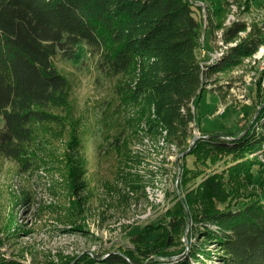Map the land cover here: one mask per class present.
<instances>
[{
  "label": "trees",
  "instance_id": "trees-1",
  "mask_svg": "<svg viewBox=\"0 0 264 264\" xmlns=\"http://www.w3.org/2000/svg\"><path fill=\"white\" fill-rule=\"evenodd\" d=\"M202 1L210 6L211 27H223L224 43L236 41L213 62L196 57L200 24L189 0H0V157L15 162L22 171L30 170L37 163L41 142L49 141L45 137L59 141L67 134L59 175L74 213H87L92 187L84 178L82 144L71 120V85L54 63L57 56L71 59L81 43L96 57L98 70L115 79L117 101L111 111L125 120L105 141L114 151L128 145L127 171L138 179L144 199V187L155 174L148 168L141 173L132 169L139 165L132 144L162 138L166 148L173 145L176 152L184 153L192 138L193 104L204 81L227 94L237 79L229 77L216 85L217 76L228 74L264 45V25L251 24L240 37L246 31L244 22L223 26L226 0ZM249 1L239 4L247 9ZM261 112L262 107L237 138L210 136L195 141L194 145L201 142L213 152L232 155L234 164L225 175L204 177L192 197L186 194L181 201L176 196L156 225L148 224L130 238V247L101 256L67 257L59 264H264L262 188L245 183L254 178L252 168L264 170V160L259 158L264 159ZM125 138L131 141L127 144ZM192 148L184 156L193 154ZM119 179L128 201L126 210L134 211L139 201L135 188L124 176ZM26 201L28 196L23 194L19 203ZM156 230L160 233L149 246V234ZM3 241L0 237V247ZM0 264L19 263L0 255Z\"/></svg>",
  "mask_w": 264,
  "mask_h": 264
},
{
  "label": "rangeland",
  "instance_id": "rangeland-1",
  "mask_svg": "<svg viewBox=\"0 0 264 264\" xmlns=\"http://www.w3.org/2000/svg\"><path fill=\"white\" fill-rule=\"evenodd\" d=\"M189 1L200 24L199 45L195 54L203 61L215 48V32L219 28L211 27V11L206 2ZM240 1L237 0V4ZM244 10L240 22L248 23L249 29L246 27V31L239 34L240 37L250 30L251 24L264 25V0H250L249 8L246 9L244 5ZM230 11L228 8L224 24ZM96 60L81 43L77 45L71 59L59 56L54 58L56 68L71 85V120L73 127H77L82 144L81 154L87 168L84 178L89 180L92 187L89 188L91 194L85 206L87 213H74L71 199L59 175L58 166L62 164L59 160L64 157L67 134L59 141L45 137L49 141L41 142L42 147L37 151V163L30 170L22 171L15 162L0 157V237L4 239L0 255L10 262L59 264V261L67 257L81 254L101 256L117 248L130 247V238L140 228L148 224L156 225L159 215L171 206L176 196L181 201L186 194L192 197L204 177L211 174L222 175L234 164L232 155L213 152L201 142L194 145L195 141L210 136H219L225 140L239 137L242 130L249 127L264 100V90H260L254 82L246 83L245 92L236 86L223 95L214 91V86L208 81H204L201 86L203 91L197 103L193 104L196 109L191 129L192 138L185 151L187 153L193 147V154L184 156V153L179 154L177 151L170 155L167 150H163L159 161L155 148L154 153L151 150L141 154L133 152L139 165L137 168H130L138 169L141 173L148 166L156 167L152 181L149 179L154 182L153 188H157V192L150 194L156 201L151 203V209L147 213L145 209L150 205L141 195V184L133 173L127 171L128 162L131 161L128 145L114 151L109 149L105 141L108 136H114V131L123 125L125 119L123 114L121 117V114L111 111L117 101L114 96L115 79L101 73ZM240 67L243 71H248L243 64L237 69H241ZM254 71L250 78L258 72ZM229 77H233L231 72L217 76L220 80L216 81V85L223 84ZM104 113L109 114L106 120L102 119ZM125 139L127 144L131 141L130 138ZM111 141L112 139L108 140ZM251 170L254 178L252 181H245L246 186L262 188L259 200L264 201V170L258 172L256 167ZM120 176H124L125 181L132 183L135 188L134 194L139 201L138 208L134 211L132 208L126 210L128 201L121 191L123 184L119 183ZM98 185H103V188H96ZM23 194H27L28 201L19 203ZM133 218L131 224L123 222ZM73 227L80 228L83 232L71 230ZM16 233L18 236H13ZM159 233L160 230H156L149 234V246Z\"/></svg>",
  "mask_w": 264,
  "mask_h": 264
},
{
  "label": "built area",
  "instance_id": "built-area-1",
  "mask_svg": "<svg viewBox=\"0 0 264 264\" xmlns=\"http://www.w3.org/2000/svg\"><path fill=\"white\" fill-rule=\"evenodd\" d=\"M226 1L228 2V8L231 11H230V15L227 18L225 24L223 23L224 27L229 26L235 22H240L241 15L245 13L244 5L237 4L236 2L237 0H226ZM246 27L249 29L248 23L246 24ZM222 32H223V28H220L218 32H215V43H214L215 48H213L212 53L208 54L207 59L203 61H208V62L216 61L219 57H221L224 54V51L226 50L227 47L235 44L236 41L232 43H224L222 39ZM240 33H243V32H240ZM241 64H243V66H246L248 68V71H243L244 69L242 67H240L241 69H237L238 67H236L235 69L231 71L232 76L235 77L236 79H239L240 81H236L234 86L229 90V92L232 89H234V87L236 86L239 87L242 92L247 91L246 83L248 82H254V84H256L260 90H264V45L259 46L257 48V51L252 53L250 56H246L242 60ZM254 70L255 71L258 70V72L255 76L250 78L253 75V73L251 72ZM261 107H262V112H261L262 118L264 119V104ZM141 145L143 147L146 146L147 149H145L146 147L141 148L140 147ZM153 148H155L156 150L157 159L159 161L162 158L161 153H163V150H169L170 155L176 152V149L173 145H170L169 148H166V145L162 138L158 140L157 142H153L148 138H143L142 141L133 143L131 147L132 152H136V154L150 152L149 150H151L152 153H154L155 151L153 150ZM149 168H151L152 172L154 173L156 172L155 171L156 167L154 165L148 166V169ZM153 185H154V182L146 185L143 190L145 194L146 203L150 205V206L147 205L148 207L147 209H145L147 210V213L151 209V203H154L156 201V200H153L150 195V194L157 192V188H153ZM132 220H134V218L130 220H124L123 222L126 224H131Z\"/></svg>",
  "mask_w": 264,
  "mask_h": 264
},
{
  "label": "water",
  "instance_id": "water-1",
  "mask_svg": "<svg viewBox=\"0 0 264 264\" xmlns=\"http://www.w3.org/2000/svg\"><path fill=\"white\" fill-rule=\"evenodd\" d=\"M184 154H186V152H184ZM183 154V155H184ZM189 224H190V220H189V217L187 216V219H186V226H185V231H184V238H183V242H184V245H185V248L187 247V240H186V233H187V230H188V227H189ZM186 251V250H185ZM185 253V252H184ZM184 253L183 254H181L180 256H178V258L177 259H179L180 257H182L183 255H184Z\"/></svg>",
  "mask_w": 264,
  "mask_h": 264
}]
</instances>
